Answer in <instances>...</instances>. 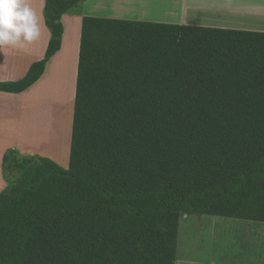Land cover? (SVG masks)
Returning a JSON list of instances; mask_svg holds the SVG:
<instances>
[{
    "label": "trees",
    "instance_id": "16d2710c",
    "mask_svg": "<svg viewBox=\"0 0 264 264\" xmlns=\"http://www.w3.org/2000/svg\"><path fill=\"white\" fill-rule=\"evenodd\" d=\"M86 0H44L43 57ZM0 264H174L186 213L264 223V32L83 17L68 167L10 148Z\"/></svg>",
    "mask_w": 264,
    "mask_h": 264
},
{
    "label": "rangeland",
    "instance_id": "374dc122",
    "mask_svg": "<svg viewBox=\"0 0 264 264\" xmlns=\"http://www.w3.org/2000/svg\"><path fill=\"white\" fill-rule=\"evenodd\" d=\"M155 3L156 11L166 7L162 0ZM81 5L61 19V49L43 76L22 94L0 93V161L13 148L19 156L46 157L68 167ZM41 35L42 40L46 36L45 43H35L29 53L17 55L4 51L11 46L0 48V82L19 80L35 58L43 56L49 31L44 28ZM12 179L0 169V190ZM263 249L264 223L186 213L179 218L174 264H264Z\"/></svg>",
    "mask_w": 264,
    "mask_h": 264
},
{
    "label": "crops",
    "instance_id": "0c3cea01",
    "mask_svg": "<svg viewBox=\"0 0 264 264\" xmlns=\"http://www.w3.org/2000/svg\"><path fill=\"white\" fill-rule=\"evenodd\" d=\"M162 1L165 3L166 7L164 10L159 11H156V7L158 5L156 3L153 4L154 2H157V0L82 1L79 4H82L81 6L84 7V11L81 12L77 19V23L79 24V38L80 24L83 17L111 18L129 21H148L162 24L264 32V0ZM27 3L36 13L40 27V36L38 39L32 42H26L23 44V46H11L9 48H5L4 51L7 53L10 52L17 55H22L25 52L29 53L35 43L42 44L43 42L45 43V40L47 39L46 36H44V40H42L41 35V33L44 31V28H46L42 15L44 0H27ZM63 18H65V15L62 17V19ZM42 57L43 56H37L35 61L40 60ZM76 66L77 59L75 62L74 81L76 79ZM1 68L3 69V67ZM25 73L21 74L18 79L22 78ZM3 75L6 77V80H10V78H8V73L5 72Z\"/></svg>",
    "mask_w": 264,
    "mask_h": 264
},
{
    "label": "clouds",
    "instance_id": "9594fccd",
    "mask_svg": "<svg viewBox=\"0 0 264 264\" xmlns=\"http://www.w3.org/2000/svg\"><path fill=\"white\" fill-rule=\"evenodd\" d=\"M39 36L38 19L27 0H0V48L23 46Z\"/></svg>",
    "mask_w": 264,
    "mask_h": 264
}]
</instances>
